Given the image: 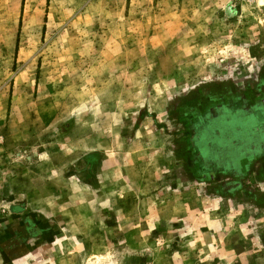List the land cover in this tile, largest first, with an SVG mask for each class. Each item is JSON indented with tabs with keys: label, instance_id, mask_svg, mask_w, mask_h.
<instances>
[{
	"label": "rangeland",
	"instance_id": "1",
	"mask_svg": "<svg viewBox=\"0 0 264 264\" xmlns=\"http://www.w3.org/2000/svg\"><path fill=\"white\" fill-rule=\"evenodd\" d=\"M263 101L264 0H0V253L40 219L31 264H264L257 175L194 139Z\"/></svg>",
	"mask_w": 264,
	"mask_h": 264
},
{
	"label": "flooded vegetation",
	"instance_id": "2",
	"mask_svg": "<svg viewBox=\"0 0 264 264\" xmlns=\"http://www.w3.org/2000/svg\"><path fill=\"white\" fill-rule=\"evenodd\" d=\"M213 122L218 126L210 128ZM194 139L208 169L236 170L242 160L264 152V101L250 108L209 110L199 119Z\"/></svg>",
	"mask_w": 264,
	"mask_h": 264
},
{
	"label": "crops",
	"instance_id": "3",
	"mask_svg": "<svg viewBox=\"0 0 264 264\" xmlns=\"http://www.w3.org/2000/svg\"><path fill=\"white\" fill-rule=\"evenodd\" d=\"M233 171L238 179V185L240 188L242 183H244V177L249 175H252L253 177L254 174L257 175V178H254V182L256 183L254 187L257 185L259 189H256L253 194L251 193L250 197L255 199L256 205L260 204L264 206V152L262 151L254 156L248 157V159L242 160L241 166ZM241 201L243 200H239V202ZM256 215H258V213ZM38 220L35 226H24L23 228L13 230V236L7 242L8 245L3 244V247L8 250L15 249L11 251L7 257L6 254L4 255L0 253V264L32 263V261L28 260V257H30L31 254L32 241L43 242L42 240L46 239L48 235V233L45 235V230L42 228V222H39Z\"/></svg>",
	"mask_w": 264,
	"mask_h": 264
},
{
	"label": "trees",
	"instance_id": "4",
	"mask_svg": "<svg viewBox=\"0 0 264 264\" xmlns=\"http://www.w3.org/2000/svg\"><path fill=\"white\" fill-rule=\"evenodd\" d=\"M243 120H244V119H242V120H241V121H242V123H243Z\"/></svg>",
	"mask_w": 264,
	"mask_h": 264
}]
</instances>
